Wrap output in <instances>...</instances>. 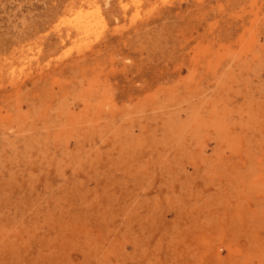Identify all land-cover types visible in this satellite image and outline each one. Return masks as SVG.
<instances>
[{"label": "rangeland", "instance_id": "374dc122", "mask_svg": "<svg viewBox=\"0 0 264 264\" xmlns=\"http://www.w3.org/2000/svg\"><path fill=\"white\" fill-rule=\"evenodd\" d=\"M229 254L264 264V0H0V264Z\"/></svg>", "mask_w": 264, "mask_h": 264}, {"label": "bare ground", "instance_id": "6f19581e", "mask_svg": "<svg viewBox=\"0 0 264 264\" xmlns=\"http://www.w3.org/2000/svg\"><path fill=\"white\" fill-rule=\"evenodd\" d=\"M226 219H229V218L227 217ZM226 225H227V222L223 220L222 217L218 218V220L215 222V225H213L210 228L212 231V234L213 233H218V234L223 233L225 231L224 229H228ZM215 264H241V262L234 259L232 254H229L228 260L216 261Z\"/></svg>", "mask_w": 264, "mask_h": 264}]
</instances>
